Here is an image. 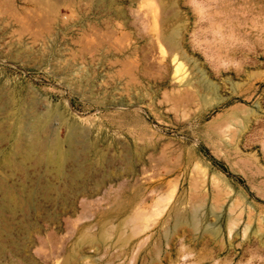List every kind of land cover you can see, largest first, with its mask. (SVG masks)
Listing matches in <instances>:
<instances>
[{"label": "rangeland", "instance_id": "rangeland-1", "mask_svg": "<svg viewBox=\"0 0 264 264\" xmlns=\"http://www.w3.org/2000/svg\"><path fill=\"white\" fill-rule=\"evenodd\" d=\"M11 1L0 119L85 137L68 176L0 168L31 192L4 264H264V0Z\"/></svg>", "mask_w": 264, "mask_h": 264}, {"label": "bare ground", "instance_id": "bare-ground-1", "mask_svg": "<svg viewBox=\"0 0 264 264\" xmlns=\"http://www.w3.org/2000/svg\"><path fill=\"white\" fill-rule=\"evenodd\" d=\"M181 70H182V63H179L176 66V73L181 72ZM203 84L206 90H210V91L215 90L212 84L205 82V81L203 82ZM0 106L3 109H5L8 107V103L5 102L1 104ZM19 112L20 113L18 114V119L16 120L15 127L13 128H11L12 126L10 127L8 124L7 125L5 124L6 120L10 119L9 116L3 117L2 119H0L1 124H3L4 128H6L5 130L7 131L9 130L11 133L10 134L11 136H9V134H6L4 131H2V133L3 132L4 133L1 134L2 141L8 140L10 147H11V151H9V153L4 155V159L2 163H0V168L8 167L14 170L19 166V168L24 170L26 168L25 166L28 164V161L29 162L34 161L36 166L37 165L41 166V164H43L45 161L47 163L46 167H47L48 172L52 173L54 171L55 174L60 175L61 177L67 174L69 175V173L66 174L64 171L65 163L68 160H73L74 158L78 159V157H76L77 156L76 150L74 149L73 144L79 138L85 137V135L81 132L78 125L72 124V123L69 124L71 132H70V136L66 143L62 142L60 139L56 137H50L47 139H43L42 132L45 129H49L51 127L52 120L50 119V117H48L47 119L45 118L46 120H43L41 118L42 119L41 120L40 117H38L36 114H33L31 118L29 117L28 121L26 120L23 121L24 118H26L27 116L26 115L23 116L22 111H19ZM51 114H52V117L54 116L59 117V119L65 117L63 112L59 110H55ZM19 126L20 127L23 126L24 128L23 127L20 128ZM2 154H3V151L0 150V156ZM14 156L15 158L12 159V157ZM82 172L84 173V171H82L81 169L76 170L74 174V178L80 177L82 175ZM2 178L0 176V264H4L2 260L5 255V249H4L5 246L3 247V241L5 240L4 237L7 238V236L12 235V232H13L12 229L15 226V221H14L15 216L17 215L18 212L25 213V211L28 209L27 207L30 206L29 205V199H30L29 195L31 196L30 194L31 192L29 193L28 189L22 192L21 188L17 187L16 185L9 184L6 178H5L6 180ZM47 186L48 187H44L45 189L44 191L49 190L50 185H47ZM13 264H17V263H13Z\"/></svg>", "mask_w": 264, "mask_h": 264}]
</instances>
